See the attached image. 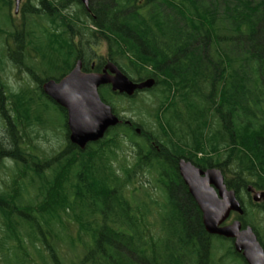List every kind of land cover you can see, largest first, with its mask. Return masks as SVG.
Instances as JSON below:
<instances>
[{
    "label": "trees",
    "instance_id": "obj_1",
    "mask_svg": "<svg viewBox=\"0 0 264 264\" xmlns=\"http://www.w3.org/2000/svg\"><path fill=\"white\" fill-rule=\"evenodd\" d=\"M10 2L0 0V69L8 66L7 58L19 67L27 64L32 47L39 62L28 68L45 69L43 78L36 77L45 100L27 88L11 92L8 105L0 97V112L5 116L8 110L11 119L0 159L17 171L0 186V264L33 262L23 231L43 264H67L56 242L63 234L59 225L68 219L88 237L69 264H219L217 252L225 244L220 260L243 258L230 240L206 231L179 163L220 168L240 199L250 186L264 191V0H90L89 7L80 0H39L42 7L24 6L20 27L6 13ZM12 38L16 44L9 48ZM100 45L106 62L132 80L154 78V99L124 111L121 101L135 102L137 95L101 87L102 99L122 122L81 150L69 140L66 110L45 95L42 83L60 80L80 58L90 70L89 60L102 58L94 47ZM48 101L65 120L67 143L50 159H40L30 141L22 146L20 140L28 124H49ZM128 141L134 164L117 167ZM145 172L156 174L162 201H154L143 185L150 204H139L135 183ZM151 205L158 206L154 217ZM257 214L262 223L252 220ZM241 219L264 247V200L246 203Z\"/></svg>",
    "mask_w": 264,
    "mask_h": 264
},
{
    "label": "water",
    "instance_id": "obj_2",
    "mask_svg": "<svg viewBox=\"0 0 264 264\" xmlns=\"http://www.w3.org/2000/svg\"><path fill=\"white\" fill-rule=\"evenodd\" d=\"M21 0H15L16 12ZM89 7L90 0H80ZM156 84L154 78L134 81L116 64L108 62L102 72H85L82 60L59 81L48 79L42 90L51 100L67 112L69 140L81 150L88 144L105 137L107 132L118 126L122 120L106 103L100 94L102 86H110L114 93L133 97L136 93L150 90ZM140 131V130H138ZM179 173L199 206L206 231L234 241L236 252L242 254L247 264H264V247L251 226L243 228L241 219L224 224L233 212L240 217L245 209L235 189H229L219 168L202 169L191 161L181 159ZM253 200L260 202L264 192L248 189Z\"/></svg>",
    "mask_w": 264,
    "mask_h": 264
},
{
    "label": "rangeland",
    "instance_id": "obj_3",
    "mask_svg": "<svg viewBox=\"0 0 264 264\" xmlns=\"http://www.w3.org/2000/svg\"><path fill=\"white\" fill-rule=\"evenodd\" d=\"M39 0H21L20 1V6H19V10L18 13H15V0H11V2L9 3V5H7L6 7V13L10 14L14 25L17 27H20L23 23V19H24V15L22 10H24V6L28 3V2H34L35 4H38ZM5 6V5H4ZM39 7H42L41 5L38 4ZM74 10V9H72ZM1 11V10H0ZM2 12V11H1ZM63 15H68L66 12L63 13ZM30 18L27 17V19ZM33 21H38L41 23H44L43 21H40L38 18L36 17H32L31 18ZM57 20H59V18H56ZM11 45L13 46L14 43L11 41L10 42ZM96 47V50L99 52L100 55L102 56H106V47L104 45H100V46H94ZM28 51H26V59H30L28 61H26L27 64H25L24 66H16L13 65L14 62L10 63V59H6V62L8 63V66L1 70L0 69V82L3 83V86L1 87V93H0V97H2V102H4V105H8V97L9 94L13 91H20L23 88H27L31 91V93L35 96V98L37 97H41L44 99V97L42 96L40 90L38 89V83L36 81V77L39 78H43L44 77V70L45 69H29V66H32V63H34V66H37V62H39V59L36 56V53L34 52V50L32 49V47L28 46L27 47ZM9 61V62H8ZM28 65V66H27ZM157 93V92H156ZM153 94L151 93V91L149 90H145L142 92L137 93V97L135 102H131L128 101L129 99H127V101H121L122 105H124V111H130L129 107L132 106L133 104H137L141 101V104H143V100L146 101L144 105V107H147L149 105H151L153 98ZM45 100V99H44ZM1 101V100H0ZM120 104V103H119ZM48 110L46 111V116L49 119V124L46 127H42L40 125H36L35 122L28 124L29 126H27V129L25 128V130H27V136L25 138V140L21 141L20 140V144L23 143L22 146H27L28 145V141H30V146L32 148V151H34V153L36 155H39L40 159H50L51 157H53L56 153H60L62 150L65 149L66 143H67V139H66V130L64 128V123L65 120L63 118V116L61 115V113L57 110V107H55L51 102H47L46 104ZM56 106H58L56 104ZM137 106V105H136ZM6 110V109H5ZM8 110L7 112H5V116L3 113L0 112V140L1 138L5 139V137H3L4 135L7 138V130L9 127V124L11 122L10 116H8ZM128 119H130L132 117V114L129 112H125L123 113ZM147 116V115H146ZM7 118V119H6ZM145 122L146 121H150L149 119H147V117L144 119ZM152 124V120L150 121ZM9 133V132H8ZM138 135H140V133H138ZM7 139H5L6 141ZM4 141V140H3ZM4 141V142H5ZM3 147V146H2ZM35 147V148H33ZM5 153V152H3ZM116 162V166L118 167L120 164H122L124 167L126 166H132L134 164L135 161V151L133 150V145L128 141L126 143V146H123V149L119 150L118 152V158H117ZM16 167H14V164H12V162H9L8 160L1 158L0 159V186H5V183H11L12 182V178L15 175ZM120 170V169H119ZM120 173H122V171L120 170ZM144 175H142L141 177V182L140 184L135 183L137 185H131L130 189L133 190L135 188H137V194L135 195L136 198H139L140 203L142 204L144 201H147L150 204L149 198L147 199L145 197V190L144 188H141V186H149V190L148 193H150L151 198L156 201V202H160L163 200V198L161 197V194L158 190V188H155V178H156V174L153 176L152 173L148 172V173H143ZM138 180H135V182ZM134 184V183H133ZM140 187V188H139ZM33 189V188H32ZM30 188L29 193H31V195H34V190H32ZM261 191V190H260ZM20 192V191H19ZM135 198V199H136ZM248 204V203H247ZM152 211V217L155 216L156 210H158V206L157 205H151L150 206ZM252 209H254V211H256V208L253 207ZM236 215L233 216L232 220L235 219ZM255 218L252 219L254 222L256 223H262V217L261 215H255ZM71 219L66 220L65 222L63 221V225H59V228H61V231L63 232V234L60 235V240H58L56 242L57 245V251L59 254V257L64 260L67 261V264L70 263V261H74L77 257L78 254L82 253L83 250V246L81 242H84L87 240V236L82 233L81 229H80V225L78 224V222H76L75 220L72 219V221H69ZM64 228H66L64 230ZM61 232V233H62ZM4 236V232H3V226H1L0 223V238H3ZM23 236L25 241V245H26V251L30 254V257L32 258L33 262L29 263V264H43L40 260L39 254L35 253V250L32 247V240L30 238V236L27 235V233L25 231H23ZM72 240L74 241V243L76 244L73 245ZM27 242V244H26ZM51 242H54V240H51ZM226 248L222 247V250H219V252H217V256L216 258L219 260V264H247L245 262V260L243 258H241V256H235L232 259H225V260H220V258L222 259V257L224 256V254H226L227 252V244H225ZM23 264H27V261L23 262ZM51 264V263H50Z\"/></svg>",
    "mask_w": 264,
    "mask_h": 264
},
{
    "label": "flooded vegetation",
    "instance_id": "obj_4",
    "mask_svg": "<svg viewBox=\"0 0 264 264\" xmlns=\"http://www.w3.org/2000/svg\"><path fill=\"white\" fill-rule=\"evenodd\" d=\"M15 13L17 14L18 12H16V8H15ZM13 42L14 43V45L12 46L11 45V43L10 42ZM11 41H9V48H12V47H15V44H16V42H15V40H13V38H12V40ZM10 50V49H9ZM102 56V55H101ZM106 57V56H105ZM105 57L104 56H102V58H100V59H98V58H96V57H94V58H92V59H90L89 61L91 62V64H90V70H87V71H85L83 68H84V61H83V58H80L79 60H82V70L83 71H85V72H102L103 71V69L105 68V66H106V64L108 63V62H106V60H105ZM87 64H88V62H87ZM76 65V64H75ZM75 67V66H74ZM74 67H73V69H74ZM72 69V70H73ZM71 70V71H72ZM70 71V72H71ZM69 72V73H70ZM63 78V77H62ZM61 78V79H62ZM48 80V79H47ZM46 81V80H45ZM44 81V82H45ZM59 81V80H58ZM43 82V83H44ZM43 83H42V85H43ZM139 93V92H138ZM137 95V94H136ZM135 95V96H136ZM54 103V102H53ZM55 104V103H54ZM124 124H126L127 126H131V123L130 122H128L127 120L126 121H124ZM138 131V130H137ZM138 133H140V131H138ZM205 170V169H204ZM225 180H226V178H225ZM227 184V183H226ZM256 191V190H255ZM242 192H243V195L241 196V198L242 199H240L241 200V202H242V204H243V206L246 204V203H252V204H254V203H257V202H255L254 200H253V195H252V193H250L248 190H246V189H243L242 190ZM256 192H258V191H256ZM260 192H264V191H260ZM262 201V200H261ZM246 202V203H245ZM235 214L234 213H232V215H231V218L227 221V223H229V222H231L232 221V218H233V216H234Z\"/></svg>",
    "mask_w": 264,
    "mask_h": 264
}]
</instances>
